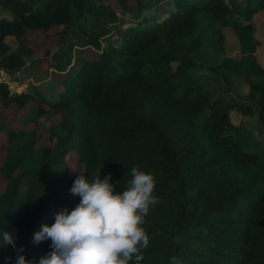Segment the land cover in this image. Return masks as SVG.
<instances>
[{
	"label": "trees",
	"instance_id": "16d2710c",
	"mask_svg": "<svg viewBox=\"0 0 264 264\" xmlns=\"http://www.w3.org/2000/svg\"><path fill=\"white\" fill-rule=\"evenodd\" d=\"M108 1L0 0L9 15L0 16V71L25 67L33 53L28 30L58 26L66 48L52 67L75 69L50 102L37 88L12 95L0 83V106L35 104L27 111L32 129L0 119V177L7 180L0 236L14 231L33 263L51 251V240L33 237L80 202L69 192L76 177L67 162L76 151L86 178L111 174L116 191L134 166L154 175L159 203L145 217L142 264H172L173 257L176 264H264V66L254 22L264 0H112L129 20ZM224 27L237 39L236 57L226 54ZM88 46L94 59L72 65L74 49ZM237 111L257 119L260 139L232 122ZM45 114L58 122L39 147ZM16 257L11 245L0 247V258Z\"/></svg>",
	"mask_w": 264,
	"mask_h": 264
},
{
	"label": "clouds",
	"instance_id": "9594fccd",
	"mask_svg": "<svg viewBox=\"0 0 264 264\" xmlns=\"http://www.w3.org/2000/svg\"><path fill=\"white\" fill-rule=\"evenodd\" d=\"M131 176L125 189L116 191L111 174L89 181L80 171L69 189L80 202L71 211L64 208L56 213L52 225L45 224L34 234L35 243L51 240V251L39 264H142L143 250L149 244L145 217L159 198L154 195L153 174L137 165ZM15 241L14 231H4L0 247L11 245L16 250V264H33ZM172 264H176L175 257Z\"/></svg>",
	"mask_w": 264,
	"mask_h": 264
},
{
	"label": "rangeland",
	"instance_id": "374dc122",
	"mask_svg": "<svg viewBox=\"0 0 264 264\" xmlns=\"http://www.w3.org/2000/svg\"><path fill=\"white\" fill-rule=\"evenodd\" d=\"M113 8L117 11V16L120 20L131 18L129 13H124L121 8L114 2L108 1ZM0 16H9L5 12L0 11ZM255 22V37L258 40L259 45L257 46V59L264 66V9L257 13L254 16ZM124 24V23H123ZM123 24L121 26H123ZM128 23L124 24L126 26ZM116 25V24H115ZM116 28L111 26L112 35L110 38L114 39L117 37ZM225 33V46L226 54L228 56L236 57L239 55V45L235 35L233 34L231 27H224ZM61 27H52L50 29H39V30H28L25 35V42L28 47L32 48L33 53L27 58L25 67L16 72L13 75H9L10 78H7L12 85L19 83L23 87L21 90H24V84H26L25 92H33L34 88H37L47 99V101H55L59 98L60 92L63 90L64 81H67L74 73L75 69L63 73L57 72L53 67L54 55H60L64 52L66 46L65 44L59 45L58 33L60 32ZM110 38L103 39V45L107 44ZM6 43L9 44L12 50H17L19 48V41L13 37L8 36L6 38ZM49 52V54L47 53ZM97 55V50L93 47H84L74 49L72 56V65L75 66L81 65L84 61L94 59ZM205 58L214 62L217 58V55L210 49L205 51ZM206 72V71H202ZM1 74V73H0ZM11 79V80H10ZM20 82H23L20 83ZM247 86H241V91L246 92ZM35 104H28L25 108L19 107H4L0 106L1 116L0 119H4L8 124L13 125L16 123L18 126H23L27 129H32L35 127V124L31 121L32 117L27 114L28 109ZM232 122L239 126L243 130H247L254 139H260L258 133L259 123L254 116H245L240 112H232ZM18 119V120H17ZM16 122H13V121ZM27 122V123H26ZM58 116L45 114L39 118V132H40V141L37 146H41L46 139V132L51 125L57 124ZM0 145H6V139L3 135H0ZM78 153L73 151L68 158V165L70 176L75 178L79 175V168H77ZM76 161V162H75ZM7 184V180L3 177H0V193L4 190ZM0 264H16L12 259L0 258ZM33 264H39L36 261Z\"/></svg>",
	"mask_w": 264,
	"mask_h": 264
},
{
	"label": "built area",
	"instance_id": "2783aa9c",
	"mask_svg": "<svg viewBox=\"0 0 264 264\" xmlns=\"http://www.w3.org/2000/svg\"><path fill=\"white\" fill-rule=\"evenodd\" d=\"M0 83H5L8 85V89L10 94L14 95V94H21L23 92H25L26 84H24V90H21V88L23 87L22 85H20L18 82L15 83L14 85H12L9 81H7V78H10V76L5 72V71H0ZM11 80V79H10ZM23 84V82H20Z\"/></svg>",
	"mask_w": 264,
	"mask_h": 264
}]
</instances>
